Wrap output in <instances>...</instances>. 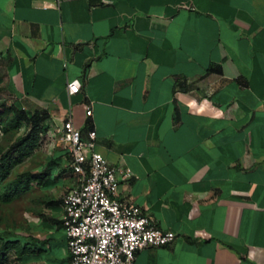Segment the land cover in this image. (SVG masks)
I'll return each instance as SVG.
<instances>
[{
  "label": "crops",
  "instance_id": "crops-1",
  "mask_svg": "<svg viewBox=\"0 0 264 264\" xmlns=\"http://www.w3.org/2000/svg\"><path fill=\"white\" fill-rule=\"evenodd\" d=\"M0 95L131 171L119 198L176 234L136 264H264V0H0ZM54 158L33 264H71Z\"/></svg>",
  "mask_w": 264,
  "mask_h": 264
},
{
  "label": "built area",
  "instance_id": "built-area-1",
  "mask_svg": "<svg viewBox=\"0 0 264 264\" xmlns=\"http://www.w3.org/2000/svg\"><path fill=\"white\" fill-rule=\"evenodd\" d=\"M81 88V82L74 80L68 93L76 95ZM56 135L78 176L76 185L64 196L62 216L71 264H136L141 251L175 241L176 234L161 229L144 208L119 198L121 180L132 173L111 165L97 151L96 132L85 140L69 119Z\"/></svg>",
  "mask_w": 264,
  "mask_h": 264
},
{
  "label": "trees",
  "instance_id": "trees-1",
  "mask_svg": "<svg viewBox=\"0 0 264 264\" xmlns=\"http://www.w3.org/2000/svg\"><path fill=\"white\" fill-rule=\"evenodd\" d=\"M48 119L46 113L30 114L16 104L0 103V133L4 134L6 127L12 130H19L23 124L30 127L28 134L0 154V190H2L1 197L5 201L28 192L33 183L39 187L43 186L48 182L47 178L51 172L62 166L61 158H54L41 174L26 172L8 182L13 171L37 151L42 137L50 131ZM40 252L34 249L30 242L23 243L21 239L10 238L0 232V264H19L25 257Z\"/></svg>",
  "mask_w": 264,
  "mask_h": 264
},
{
  "label": "rangeland",
  "instance_id": "rangeland-1",
  "mask_svg": "<svg viewBox=\"0 0 264 264\" xmlns=\"http://www.w3.org/2000/svg\"><path fill=\"white\" fill-rule=\"evenodd\" d=\"M3 102L7 101L0 95V103ZM26 111L30 114L33 113L30 110ZM49 127L50 131L42 137L37 151L13 171L8 182L13 181L17 176L26 172L34 175L41 174L49 162L54 159L56 150H66L64 145L59 142L55 127L52 125H49ZM29 131L30 127L25 124L19 130H12L6 127L5 133H0V154L6 152L21 137L28 134ZM1 193L2 190H0V232L14 239H20L23 237V234H26V240L31 243L32 226L40 207L41 189L36 183H33L28 192L22 193L10 201H5L1 197ZM33 262V257L28 256L19 264H33Z\"/></svg>",
  "mask_w": 264,
  "mask_h": 264
}]
</instances>
